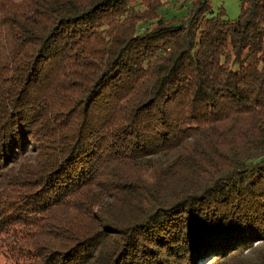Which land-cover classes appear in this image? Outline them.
I'll return each mask as SVG.
<instances>
[{
    "label": "trees",
    "instance_id": "1",
    "mask_svg": "<svg viewBox=\"0 0 264 264\" xmlns=\"http://www.w3.org/2000/svg\"><path fill=\"white\" fill-rule=\"evenodd\" d=\"M168 1L23 0L0 17V172L37 157L0 190L11 264L228 263L264 243V0L235 21ZM103 176L128 208L56 220Z\"/></svg>",
    "mask_w": 264,
    "mask_h": 264
},
{
    "label": "rangeland",
    "instance_id": "2",
    "mask_svg": "<svg viewBox=\"0 0 264 264\" xmlns=\"http://www.w3.org/2000/svg\"><path fill=\"white\" fill-rule=\"evenodd\" d=\"M23 0H0V17L5 13V11L12 5L18 4ZM167 1V0H166ZM167 7H170V13H179L178 6L175 0L168 1ZM242 0H210L213 11L217 14L219 8L224 7L227 16L226 19L235 21L240 15V7ZM187 150L192 149L193 146L190 144L196 143V141L188 142ZM36 155L33 152L27 153L25 156L21 157L17 162H15L10 169L0 172V190H2L6 183H9L15 178L21 169L29 165L35 160ZM119 170L123 174L145 173V171L139 172L136 170L135 165L129 163L122 164ZM119 185L120 189H124L127 185L125 182ZM115 181L110 179L109 176H103L100 183H95L92 187L87 189L83 194L75 198L76 203L70 204L65 207H60L55 209L57 216L55 217L58 222L65 224L63 219L67 214L69 218L75 220L78 224L84 225L85 227L92 228L96 226L98 217L94 213H105L110 212L108 215H120L126 207H129V202L126 199H119L121 193H117V187ZM23 193L25 190L22 191ZM67 208V209H65ZM113 211V212H112ZM65 220V219H64ZM70 222V220H68ZM69 223H66V225ZM264 259V243L257 242L250 249L245 250L243 253H239L238 256L231 258L228 263L218 261L217 259H209L203 264H261ZM0 264H11V259L8 257L3 246H0Z\"/></svg>",
    "mask_w": 264,
    "mask_h": 264
}]
</instances>
